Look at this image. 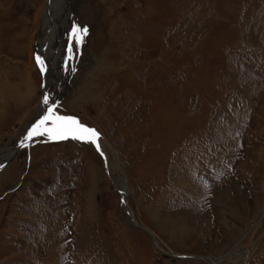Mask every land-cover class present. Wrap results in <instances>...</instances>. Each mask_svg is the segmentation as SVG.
Instances as JSON below:
<instances>
[{"label": "rangeland", "instance_id": "obj_1", "mask_svg": "<svg viewBox=\"0 0 264 264\" xmlns=\"http://www.w3.org/2000/svg\"><path fill=\"white\" fill-rule=\"evenodd\" d=\"M46 3L0 0V154L44 96ZM72 21L50 100L100 151L41 135L0 171V264H264V0H80Z\"/></svg>", "mask_w": 264, "mask_h": 264}, {"label": "bare ground", "instance_id": "obj_2", "mask_svg": "<svg viewBox=\"0 0 264 264\" xmlns=\"http://www.w3.org/2000/svg\"><path fill=\"white\" fill-rule=\"evenodd\" d=\"M79 1L80 0H51V3L48 6L45 5V7L40 12V16H39V20L41 23L40 38H39V43H40V47H41L40 56L42 58L44 56L45 59L43 58V60L45 62V68H46V70L43 72L44 80H46V84H45V87L43 89V95L44 96L48 95L51 98L52 93H54V90L52 91L51 86H52L53 82L56 80L55 79V73H58L59 71L57 70V71L52 72L49 69L48 65L53 60L57 64L58 63L60 65L63 64L65 66L64 70L66 71V69H67L71 75H73V73L76 69V67L74 66L75 64L73 65V61H71V59H70V56H71V58L73 60V55H72V53H69L68 47H69V37H70L71 30H72L71 25L74 24V23H72L73 22L72 18L74 16V13L76 12V7L78 6ZM68 34H69V36H68ZM66 61H67V63H66ZM96 61H97L96 56H94L88 50H85L83 53V62H84L83 71L84 72H90V71H93L99 67L100 68L104 67L103 64L97 65ZM77 81L78 80L76 79L75 83ZM74 85H73V87H74ZM42 101H43V98H42ZM49 103L50 104H53V103L56 104L55 101L52 102L51 100ZM43 105L44 106L39 107V109L37 110V112H36V114L32 120V122L27 127V129L24 131V136H23L22 140H24L25 136L27 135L28 129L38 119H40L43 115H45L44 109L47 110L48 106L45 105L44 103H43ZM22 140H20L16 144L12 145L10 148L7 147L8 149L4 150L5 152L3 154H0V165H2L3 163H6L2 167V169L15 158V156L18 152H20L21 149H18L17 145L19 143H21ZM26 147H24V148H26ZM6 161H8V162H6ZM119 178H120L119 179L120 180L119 181L120 193L122 194L125 205L128 206L127 203H128V198L130 195V187L127 186L128 184H126V180L123 177L120 176ZM134 222L139 227H143L145 229H148L149 231H151V233L153 232L148 227L146 228V227L142 226V224L140 225L137 222L136 218H135ZM153 234L155 235V233H153ZM155 244L158 246L157 242H155ZM158 247H160V246H158ZM236 258H240V255L238 253H235V255H233V259H236ZM210 264H211V262H210ZM215 264H220V263H215Z\"/></svg>", "mask_w": 264, "mask_h": 264}, {"label": "snow or ice", "instance_id": "obj_3", "mask_svg": "<svg viewBox=\"0 0 264 264\" xmlns=\"http://www.w3.org/2000/svg\"><path fill=\"white\" fill-rule=\"evenodd\" d=\"M88 32L87 26L81 27L80 25L73 24L69 37V53L72 52L73 41L77 46L83 42V36ZM37 65L43 73L45 62L40 55L35 56ZM67 63V61H66ZM50 97L45 95L43 103L47 105V111L44 116L38 119L27 131L24 140L31 141L34 137L47 135L51 140H64L69 137L83 142H89L96 146L97 151H100L98 143L100 133L95 128L87 127L80 123L75 116H60L55 112L56 105L50 104ZM24 140L21 141V146L24 145ZM101 155L103 153L101 152ZM2 167V165H0Z\"/></svg>", "mask_w": 264, "mask_h": 264}, {"label": "water", "instance_id": "obj_4", "mask_svg": "<svg viewBox=\"0 0 264 264\" xmlns=\"http://www.w3.org/2000/svg\"><path fill=\"white\" fill-rule=\"evenodd\" d=\"M50 3H51V0H47V4H46V5L48 6ZM45 84H46V80H44V87H45ZM40 106H41V107L44 106L42 100H41V102H40ZM46 111H47V110L44 109V114L46 113ZM43 116H44V115H43ZM34 138H35V137H34ZM34 138H33V139H34ZM33 139H32V140H33ZM32 140H31V141H32ZM31 141L24 140V145H25V146H21V143H19V144L17 145V148H18V149H22V148L26 147L27 145H29V144L31 143ZM18 149H17V150H18ZM6 162H8V161H6ZM5 164H6V163H3V164H2V167H3ZM2 167H0V170L2 169ZM134 220H135V218H134Z\"/></svg>", "mask_w": 264, "mask_h": 264}]
</instances>
